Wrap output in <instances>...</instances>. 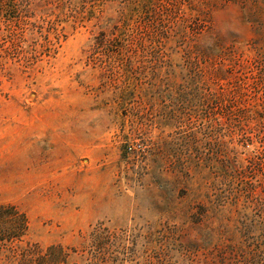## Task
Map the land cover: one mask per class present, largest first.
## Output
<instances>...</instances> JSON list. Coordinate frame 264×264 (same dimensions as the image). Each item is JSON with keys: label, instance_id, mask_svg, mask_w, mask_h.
Returning a JSON list of instances; mask_svg holds the SVG:
<instances>
[{"label": "rangeland", "instance_id": "rangeland-1", "mask_svg": "<svg viewBox=\"0 0 264 264\" xmlns=\"http://www.w3.org/2000/svg\"><path fill=\"white\" fill-rule=\"evenodd\" d=\"M141 1L74 0L21 19L0 8V205L28 219L20 240H0V264L27 246L34 264H200L191 245L203 235L185 211L231 182L220 150L259 142L235 134L221 147L215 126L208 136L204 83L216 76L195 44L98 43L122 13L134 24ZM212 16L205 31L228 46L254 36L237 6ZM255 196L262 220V187Z\"/></svg>", "mask_w": 264, "mask_h": 264}, {"label": "trees", "instance_id": "trees-1", "mask_svg": "<svg viewBox=\"0 0 264 264\" xmlns=\"http://www.w3.org/2000/svg\"><path fill=\"white\" fill-rule=\"evenodd\" d=\"M73 2L0 0V8L6 5L14 13L11 18L21 19L37 13L52 15L56 9H68L66 6ZM139 4L140 8L131 9L134 24L122 13L112 29L102 31L98 43L152 51L168 49L173 44H195L204 58L206 77L216 76L212 82L204 83L208 136L215 126L221 147L227 146L226 138L235 134L251 143L254 139L259 142L251 153L242 154L234 146L231 158L220 150L223 177H231V182H223L227 187L221 184L215 199L194 203L185 211L203 235L191 245L195 256L202 251L203 257L193 260L199 259L200 264H264V218L256 219L249 213L251 204L256 203V191L260 187L264 190V0H142ZM232 5L240 8L254 36L247 43L228 46L213 30H205L210 28L214 11ZM153 75L159 76L156 71ZM192 165L184 167L188 177ZM243 218L251 219L250 223ZM27 229L24 212L12 204L0 205L1 241L8 235L20 240ZM257 231L260 233L251 237ZM245 235L248 238L244 239ZM19 251L18 247L12 249L14 260L34 264L33 247ZM42 262L44 256L36 264Z\"/></svg>", "mask_w": 264, "mask_h": 264}]
</instances>
